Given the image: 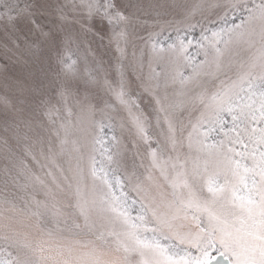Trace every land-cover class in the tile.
<instances>
[{
	"label": "snow or ice",
	"instance_id": "6c2138e0",
	"mask_svg": "<svg viewBox=\"0 0 264 264\" xmlns=\"http://www.w3.org/2000/svg\"><path fill=\"white\" fill-rule=\"evenodd\" d=\"M0 59V264H264V0H0Z\"/></svg>",
	"mask_w": 264,
	"mask_h": 264
},
{
	"label": "rangeland",
	"instance_id": "374dc122",
	"mask_svg": "<svg viewBox=\"0 0 264 264\" xmlns=\"http://www.w3.org/2000/svg\"><path fill=\"white\" fill-rule=\"evenodd\" d=\"M179 2H181V3H194V2H199V0H179ZM193 35H195L197 37L199 36V28H197L195 30ZM105 43H106V41H105ZM3 63H4V60L0 59V64H3ZM5 95H8V97L10 99H14L12 91L9 89H5L3 87L2 81H0V97H3ZM3 109H4V105H3V103H0V113L3 112ZM3 135H4L3 132L0 131V136H3ZM3 157H4V145L2 143H0V167H2V165L5 163Z\"/></svg>",
	"mask_w": 264,
	"mask_h": 264
}]
</instances>
